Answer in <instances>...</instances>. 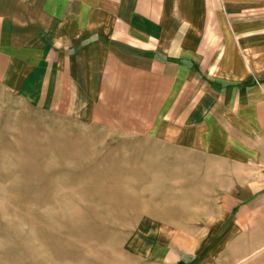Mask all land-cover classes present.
<instances>
[{"label":"crops","instance_id":"0c3cea01","mask_svg":"<svg viewBox=\"0 0 264 264\" xmlns=\"http://www.w3.org/2000/svg\"><path fill=\"white\" fill-rule=\"evenodd\" d=\"M245 7L246 0H0L3 86L56 113H83L169 147L174 164L175 152H186L187 178L202 164L206 179L218 181L207 194L236 202L233 220L213 223L218 236L197 264H237L264 250V44L255 13L242 24ZM244 247L254 250L241 258ZM257 254L250 264H264V251Z\"/></svg>","mask_w":264,"mask_h":264},{"label":"rangeland","instance_id":"374dc122","mask_svg":"<svg viewBox=\"0 0 264 264\" xmlns=\"http://www.w3.org/2000/svg\"><path fill=\"white\" fill-rule=\"evenodd\" d=\"M249 1L242 24L255 13L264 44V0ZM172 155L0 83V264H197L236 202L207 194L218 183L208 169L192 164L187 178V153Z\"/></svg>","mask_w":264,"mask_h":264}]
</instances>
